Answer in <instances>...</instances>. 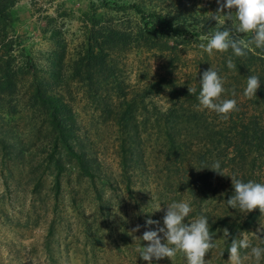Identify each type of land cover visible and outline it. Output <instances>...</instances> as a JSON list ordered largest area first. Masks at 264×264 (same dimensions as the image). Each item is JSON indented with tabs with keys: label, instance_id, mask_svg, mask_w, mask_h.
I'll use <instances>...</instances> for the list:
<instances>
[{
	"label": "rangeland",
	"instance_id": "rangeland-1",
	"mask_svg": "<svg viewBox=\"0 0 264 264\" xmlns=\"http://www.w3.org/2000/svg\"><path fill=\"white\" fill-rule=\"evenodd\" d=\"M217 8L216 0H0V264H147L143 233L163 227L167 207L181 201L192 207L186 223L208 219L215 247L206 264H232L233 239L264 247V212L226 202L231 177L264 184V143L227 130L256 117L264 126V49L243 57L201 49L218 29L252 38L235 31V10L230 22L209 19ZM209 68L224 81L221 99L237 101L227 119L199 106ZM251 75L263 84L248 98ZM215 161L223 175L203 168ZM251 247L241 264H256ZM152 264L187 260L177 252Z\"/></svg>",
	"mask_w": 264,
	"mask_h": 264
},
{
	"label": "clouds",
	"instance_id": "clouds-1",
	"mask_svg": "<svg viewBox=\"0 0 264 264\" xmlns=\"http://www.w3.org/2000/svg\"><path fill=\"white\" fill-rule=\"evenodd\" d=\"M218 8L215 13L209 17L211 20H218L217 13L223 14L224 23L232 21V12L235 10L236 19L239 21L235 31L244 34L252 33L249 40L232 39L231 32L228 28L216 30L210 35L201 37L202 41L199 47L209 55L213 51L224 53L229 49L237 57L247 55V51L251 46L264 49V0H216ZM229 68H235L236 65L232 59L227 61ZM201 90L198 96L199 106L204 109L212 110L220 114L223 119H227L229 114L238 111L237 101L235 99H221L225 92L224 81L218 72L209 68L202 73L200 78ZM260 88V79L258 76L251 75L247 79V85L244 95L248 98L255 97L257 90ZM189 94L196 92L195 88H188ZM235 95V92L232 93ZM208 168L219 174L220 162L215 161ZM202 169V168H201ZM223 175V174H222ZM234 194L226 201L227 205L232 209H239L246 215L255 209L264 212V184L249 180L243 182L241 179L231 177ZM158 206L156 211H160ZM192 212L189 202H173L167 207V211L163 217V227H158L155 231H145L142 240L148 242L146 247L140 250V258L152 264L153 260H161L164 258L171 259L176 256L177 252H182L187 260V264H206L205 255L215 247L210 232V225L206 216L201 215L190 223L185 220ZM146 225L159 224V221L148 219ZM140 225L132 229L133 232L139 231ZM223 236L227 240L229 231L227 228L222 229ZM259 232L258 239L264 242V232ZM167 241V242H165ZM251 247L247 238L240 240L233 239L228 248L229 260L232 264H241V249ZM251 254L259 264L264 258V247H251ZM222 255V253H221Z\"/></svg>",
	"mask_w": 264,
	"mask_h": 264
},
{
	"label": "trees",
	"instance_id": "trees-1",
	"mask_svg": "<svg viewBox=\"0 0 264 264\" xmlns=\"http://www.w3.org/2000/svg\"><path fill=\"white\" fill-rule=\"evenodd\" d=\"M158 20L161 23H165L173 32L181 34L180 30L176 29L175 27H172V25L170 23L166 22L163 18L158 17ZM254 64L255 63H252V66H254ZM245 72H246V74H249L250 72L254 73V70L250 71V67L249 68L246 67ZM261 84H263V83H261ZM261 84H260V87H261ZM259 120H260V118H259ZM259 120L256 117V120L253 121L252 123H249L246 125H241V126L233 124L230 127H228L227 130L230 131L231 136L233 135V138H231V139H252L253 138V139H258L260 144H263L264 143V141H263V139H264V126L259 127L257 125V123H259ZM171 130L173 131L174 129L170 128V127L165 128V132L169 133V132H171ZM221 136H223V135H221Z\"/></svg>",
	"mask_w": 264,
	"mask_h": 264
}]
</instances>
